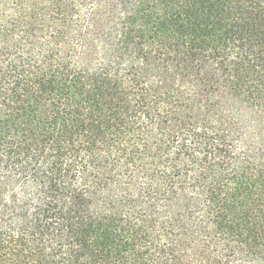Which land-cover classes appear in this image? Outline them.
Listing matches in <instances>:
<instances>
[{
	"label": "trees",
	"instance_id": "16d2710c",
	"mask_svg": "<svg viewBox=\"0 0 264 264\" xmlns=\"http://www.w3.org/2000/svg\"><path fill=\"white\" fill-rule=\"evenodd\" d=\"M0 264H264V0H0Z\"/></svg>",
	"mask_w": 264,
	"mask_h": 264
}]
</instances>
